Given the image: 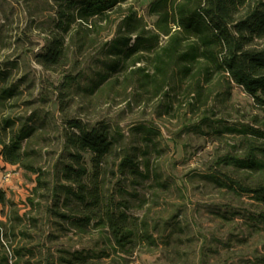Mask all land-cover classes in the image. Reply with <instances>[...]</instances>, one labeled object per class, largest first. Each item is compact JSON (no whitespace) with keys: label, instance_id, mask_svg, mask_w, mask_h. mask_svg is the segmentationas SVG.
<instances>
[{"label":"rangeland","instance_id":"374dc122","mask_svg":"<svg viewBox=\"0 0 264 264\" xmlns=\"http://www.w3.org/2000/svg\"><path fill=\"white\" fill-rule=\"evenodd\" d=\"M151 1L125 0L108 18L82 23L62 0H0V96L12 91L0 98V123L11 121L8 135L32 129L22 142L23 162L1 161L0 259L264 264V203L241 188L264 184V170L234 163L245 156L246 140L255 139L249 129L264 131V110L217 72L206 80L196 67L183 75L173 66L156 82L152 51L107 69L109 43L128 15L135 14L143 35L159 34ZM57 39L61 53L50 61ZM166 42L159 34L152 50ZM73 121L105 129L111 151L97 159L71 147ZM126 155L138 173L120 169ZM70 166L85 168L78 182L75 172L66 173ZM106 209L129 215L133 234L125 247L103 224ZM77 255L82 263L69 262Z\"/></svg>","mask_w":264,"mask_h":264},{"label":"trees","instance_id":"16d2710c","mask_svg":"<svg viewBox=\"0 0 264 264\" xmlns=\"http://www.w3.org/2000/svg\"><path fill=\"white\" fill-rule=\"evenodd\" d=\"M66 9H74L73 18L80 22H88L94 18H108V11L125 0H62ZM151 14L157 16L156 28L159 34L167 37L165 45L153 51L159 34L143 35L135 26V14L128 15L124 31L117 33L107 49L111 57L107 69L117 71L124 62L133 58L132 63L138 62L141 52H153L151 58L154 65V80L163 81L170 67L183 75L191 73L194 67L209 80L213 72L227 76L236 85L242 87L264 110V0H152L149 5ZM63 16H67L63 13ZM66 20V19H65ZM64 27L68 24L63 22ZM135 39L132 42V36ZM191 39V42L186 43ZM62 41L57 39L49 45V60H57L60 56ZM198 65V66H196ZM144 72V68H138ZM102 74L101 78L110 75ZM145 77L149 74L144 72ZM11 90L4 89L0 98L10 97ZM9 119L0 123V169L1 161L10 164H21L26 151L23 140L29 136L31 127L21 129L8 135L11 126ZM72 132L67 137L68 144L79 151H90L97 159L111 151V140L107 131L100 127H87L78 121H73ZM249 132L255 139H247V152L243 158L234 159L239 167L254 170H264V131L251 128ZM79 158V154H73ZM131 168L138 173L133 158L126 155L120 169ZM72 171V172H71ZM79 181L85 173V168L69 167L67 174H73ZM70 175V176H71ZM77 176V177H76ZM144 176H147L144 174ZM217 180V178H216ZM238 186L240 184L238 183ZM243 191L252 194L254 198L264 203V184L241 187ZM0 190V200H2ZM82 197V196H80ZM92 204L99 202L98 195L93 194ZM129 215L121 209H106L101 218L104 225L110 228L115 243L125 247L131 242L133 230L128 227ZM260 220H264L261 215ZM89 219V216L86 218ZM69 262H79L85 258L77 255ZM0 264H9L7 257L0 259Z\"/></svg>","mask_w":264,"mask_h":264}]
</instances>
